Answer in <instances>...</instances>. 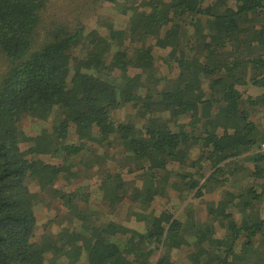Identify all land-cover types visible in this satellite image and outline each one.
<instances>
[{
	"label": "trees",
	"instance_id": "trees-1",
	"mask_svg": "<svg viewBox=\"0 0 264 264\" xmlns=\"http://www.w3.org/2000/svg\"><path fill=\"white\" fill-rule=\"evenodd\" d=\"M127 1L0 0V264H177L178 255L183 264H264V116L251 120L248 109L264 112V0ZM99 15L109 21L88 27ZM155 60L178 71L175 90L154 94L144 82ZM127 103L140 123L111 117ZM116 139L138 161L119 170L133 177L105 170L98 187L110 208L127 198L140 211L98 223L91 191L64 188L77 157ZM241 160L249 184L217 187L204 219L191 205L182 217L173 202L151 207L176 180L196 196L210 180L230 181ZM172 162L184 171L172 173ZM201 162L205 179L185 182ZM42 194L65 218L43 222L52 212Z\"/></svg>",
	"mask_w": 264,
	"mask_h": 264
},
{
	"label": "rangeland",
	"instance_id": "rangeland-1",
	"mask_svg": "<svg viewBox=\"0 0 264 264\" xmlns=\"http://www.w3.org/2000/svg\"><path fill=\"white\" fill-rule=\"evenodd\" d=\"M141 0H128L127 2L129 4H132L134 2H139ZM61 13L66 14L65 11H61ZM87 23L88 27H94L97 24L101 23H107L109 21V18L107 16L100 17L99 16H91L84 19ZM103 31V30H102ZM151 39H148L147 42L150 43ZM142 45V42L136 43V47H139ZM164 53V52H163ZM8 65V60L4 58L2 53L0 52V76L1 74L6 70ZM177 72L174 68H170V66L166 63H162L159 60H155L153 66L149 69H147L144 73L143 79L144 82H151L150 88L151 91L156 94L157 91L161 89L168 88L169 90H175L177 81L176 76ZM251 92V90H248ZM248 106V105H247ZM250 119L257 122L258 119L264 116V112L262 113L261 110H258L256 112H252L250 108ZM137 111L132 107L130 103L125 104L123 107L115 110L111 117L116 122H128V123H136L140 120H137ZM59 114H57L54 117L55 124L59 121ZM33 122L24 123L23 127L26 129L27 133L30 132L33 133L35 130L32 128ZM120 145V141L118 139L115 140V145L112 147L106 146V144L102 145L101 147H95L96 149H90V151L85 152L84 154H81L79 157L75 159L74 165L71 167V171H75V177L72 178V180L68 183V185L64 188V191L70 192L75 190V188L83 187V190L81 193H85L86 191L90 190L91 194L87 199L89 202L88 208L90 207L94 214L91 216V219L95 222H105L108 220H114L117 222H122L125 220H128L130 218L132 211H140V208H133L134 210L129 211L131 209L130 200L125 198L124 201H121L119 204L114 206L113 208H110L109 202L106 200L105 196L103 195V191L99 189L98 184L99 181L103 178V172L106 170L110 171V173L119 171L120 169H124V167H130L134 168L137 166V160L134 161V159H130L129 156L124 154L120 151V148L118 146ZM95 152V153H94ZM198 153H199V147H198ZM247 153H243L240 156V159L244 157ZM102 160L99 159H103ZM81 159V160H80ZM97 161V162H96ZM247 161H240L238 165V169L240 171L237 173L235 177H230V181H225L222 183H219L218 185H215L214 181H208L207 187H205V192H203L201 195L196 196L195 190L189 189L184 182L182 183L180 180H176L174 174L183 172L184 170L176 166L173 162L172 164V173L169 177V183L176 180V187L172 188L169 187L167 191L169 192L167 195L168 197L155 199L152 202L151 207H153L155 210L159 212L160 208H168L171 205H173L171 202L176 203L174 206V210L176 215H180L182 217V211L184 207L188 205H191L193 208V212L200 219L202 216V219H204L206 216V205L208 201H214L215 199L219 198L220 190L219 189H227L229 191H242L244 187H246L249 184L250 179L247 178V173L250 169V164L248 167L242 168V164ZM236 164L230 163L226 164L225 167L229 170ZM169 167V169L171 168ZM210 171V167L206 163L200 164V166H194L191 168H188L185 173H189L190 176L185 180V182H188L190 180L191 175L199 176L200 173H203V177L201 178V182L205 179L207 174ZM124 179H132V174L123 175V171H119ZM232 179H235L232 181ZM63 181L59 182V185L61 186V183ZM95 190V192H94ZM39 198L42 199V202L46 204L47 208L52 212L49 211H43L41 214V219L45 217L43 222H47L51 217H46V215L55 216V220H60L65 218V211L63 208L59 205V203L54 199L52 196L49 197L46 194H42L39 196ZM162 206H158V204ZM172 210V209H171ZM261 215L264 217V208L261 207L260 211ZM201 215V216H200ZM132 217V216H131ZM140 227H144V223L141 222L138 224ZM47 233V229H44V227L38 225L37 229L35 230V235L37 237H41V235H44ZM260 253V254H259ZM259 253L256 252V258H260L264 256V245L259 247ZM183 257V256H182ZM180 255L177 256V264H183V260Z\"/></svg>",
	"mask_w": 264,
	"mask_h": 264
},
{
	"label": "built area",
	"instance_id": "built-area-1",
	"mask_svg": "<svg viewBox=\"0 0 264 264\" xmlns=\"http://www.w3.org/2000/svg\"><path fill=\"white\" fill-rule=\"evenodd\" d=\"M259 145V150L264 151V140L261 141Z\"/></svg>",
	"mask_w": 264,
	"mask_h": 264
}]
</instances>
